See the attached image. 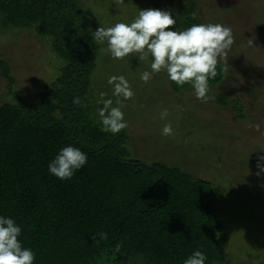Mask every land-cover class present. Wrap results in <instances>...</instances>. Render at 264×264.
<instances>
[{
    "label": "trees",
    "instance_id": "obj_1",
    "mask_svg": "<svg viewBox=\"0 0 264 264\" xmlns=\"http://www.w3.org/2000/svg\"><path fill=\"white\" fill-rule=\"evenodd\" d=\"M184 13L175 14L182 29L190 26ZM0 20L3 30H32L51 40L66 62L52 90L32 101L10 92L15 103L0 105V216L21 226L18 239L35 252L34 264H183L197 249L205 264L223 263L228 250L217 238L223 224L213 207L223 190L181 168L126 158L125 133L103 132L95 121L89 87L100 49L80 0H0ZM221 68L211 84L224 81ZM0 72L12 86L4 59ZM68 145L88 161L62 181L48 163ZM97 232L108 239L93 241Z\"/></svg>",
    "mask_w": 264,
    "mask_h": 264
},
{
    "label": "rangeland",
    "instance_id": "obj_2",
    "mask_svg": "<svg viewBox=\"0 0 264 264\" xmlns=\"http://www.w3.org/2000/svg\"><path fill=\"white\" fill-rule=\"evenodd\" d=\"M80 4L85 16L94 22L92 35L100 24L131 22L140 8L149 7L172 10L174 18L185 12L183 21L190 25L211 22L232 28L235 43L228 54L225 79L218 85L209 82V95L215 99L208 103L196 100L191 87L181 90L165 72L143 83L140 74L150 70V60L139 63L134 56L113 60L101 51L106 44L95 41L100 49L99 69L89 90L95 104L93 117L99 123V93L115 99L107 78L124 75L135 92L123 109L129 125L123 130L126 158L181 168L221 188L223 195L213 207L223 224L218 239L228 251L223 252V263L216 264H264V177L255 174L257 159L264 155V0H125L123 5L113 0H80ZM176 21V29L182 30L181 19ZM250 38L255 39L256 47L247 46ZM0 59L9 63L14 81L11 86L0 72V105L15 103L10 92L32 101L37 94L52 90L66 67L52 49L51 40L32 30H3L1 20ZM165 108L168 116L161 120ZM168 121L173 135L165 137L161 129ZM255 124H260L261 132L250 127ZM129 264L145 263L132 259Z\"/></svg>",
    "mask_w": 264,
    "mask_h": 264
},
{
    "label": "clouds",
    "instance_id": "obj_3",
    "mask_svg": "<svg viewBox=\"0 0 264 264\" xmlns=\"http://www.w3.org/2000/svg\"><path fill=\"white\" fill-rule=\"evenodd\" d=\"M116 5H123L125 0H113ZM196 19V13L192 14ZM176 18L172 10L154 7L138 11L131 22L118 21L110 26H100L94 31L93 39L98 44H106L101 49L113 60H124L128 56L138 58L139 63L150 60V70L140 74V80L147 84L155 75L165 72L169 81L177 87L186 84L193 89L196 100L208 103L214 100L210 96L209 81L217 77L218 66L227 71L228 54L235 43V36L230 26L222 23H193L182 30L176 29ZM255 39H248V47H256ZM111 86V97L105 92L99 93L97 108L101 131L113 135L129 127L123 109L125 102L133 100L135 92L124 75H111L107 78ZM73 104L82 105L80 97L73 99ZM168 110L160 113L165 120ZM261 132L260 124L250 125ZM161 135H173L171 121L165 123ZM264 135V132H261ZM264 151V150H262ZM88 161L87 154L79 147H62L48 163V171L56 178L70 180L75 172L81 170ZM257 177H264V155L257 159ZM22 228L11 217L0 216V264H34L35 252L24 247L18 239ZM217 238L219 236L217 235ZM108 239L107 233L97 232L92 240L99 243ZM121 245L116 246V251ZM206 254L197 249L183 260V264H205Z\"/></svg>",
    "mask_w": 264,
    "mask_h": 264
}]
</instances>
